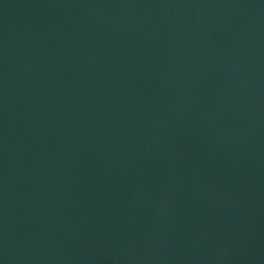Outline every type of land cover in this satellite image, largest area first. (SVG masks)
<instances>
[{
	"label": "water",
	"instance_id": "obj_1",
	"mask_svg": "<svg viewBox=\"0 0 264 264\" xmlns=\"http://www.w3.org/2000/svg\"><path fill=\"white\" fill-rule=\"evenodd\" d=\"M101 0H0V264H104Z\"/></svg>",
	"mask_w": 264,
	"mask_h": 264
}]
</instances>
